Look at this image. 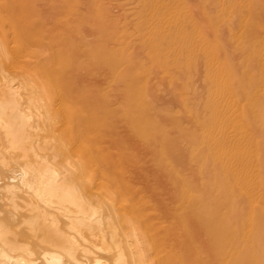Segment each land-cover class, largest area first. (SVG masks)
<instances>
[{"label": "bare ground", "instance_id": "6f19581e", "mask_svg": "<svg viewBox=\"0 0 264 264\" xmlns=\"http://www.w3.org/2000/svg\"><path fill=\"white\" fill-rule=\"evenodd\" d=\"M76 5L0 0V264H203L189 223L203 234L206 217L188 179L139 147L109 152L127 132L80 75L91 45L62 18Z\"/></svg>", "mask_w": 264, "mask_h": 264}, {"label": "rangeland", "instance_id": "374dc122", "mask_svg": "<svg viewBox=\"0 0 264 264\" xmlns=\"http://www.w3.org/2000/svg\"><path fill=\"white\" fill-rule=\"evenodd\" d=\"M70 2L63 21L92 50L76 57L80 75L127 132L109 152L139 147L188 179L206 217L203 234L189 223L203 264H264V0Z\"/></svg>", "mask_w": 264, "mask_h": 264}]
</instances>
